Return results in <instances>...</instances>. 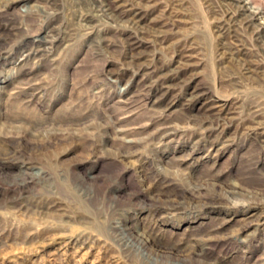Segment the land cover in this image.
Masks as SVG:
<instances>
[{
    "label": "rangeland",
    "instance_id": "374dc122",
    "mask_svg": "<svg viewBox=\"0 0 264 264\" xmlns=\"http://www.w3.org/2000/svg\"><path fill=\"white\" fill-rule=\"evenodd\" d=\"M82 1L0 0V264H264V30L233 0Z\"/></svg>",
    "mask_w": 264,
    "mask_h": 264
},
{
    "label": "bare ground",
    "instance_id": "6f19581e",
    "mask_svg": "<svg viewBox=\"0 0 264 264\" xmlns=\"http://www.w3.org/2000/svg\"><path fill=\"white\" fill-rule=\"evenodd\" d=\"M51 1V0H50ZM76 1V0H75ZM82 1V0H81ZM90 1H92L91 3H93L94 4V7L93 8H95V9H98V10H101V11H103L108 17H110L109 15H113V13L112 12H114L115 11V13L117 12L118 14H120V15H124V14H126L125 12H126V10H125V8H121L120 7V5H117V4H119V3H117V0H90ZM233 1H235V8L233 9V10H231L229 13H230V16L229 17H231V20H234L235 22H237V24H239V25H253V27H254V29H255V31H256V33L258 34V33H260V32H263L262 30H264V20L261 22L260 20H258V21H260L261 23H258V21H257V19H259L260 17H262L263 16V11L262 10H256L255 8L253 9V8H251V6H249L248 5V3L246 2V1H244V0H233ZM36 2V1H35ZM42 2V1H41ZM40 2V3H41ZM78 2V1H77ZM83 2V1H82ZM228 2V1H227ZM37 3V2H36ZM81 3V2H80ZM229 3V2H228ZM232 3V2H231ZM38 4V3H37ZM35 5V4H34ZM47 5V4H46ZM33 6V5H32ZM36 6V5H35ZM48 6V5H47ZM54 6V5H53ZM93 6V5H92ZM91 6V7H92ZM254 6V5H253ZM50 7H52V6H50ZM49 7V8H50ZM84 7H87V6H84ZM233 7V6H232ZM256 7V6H255ZM43 8H44V6H43ZM34 9V8H33ZM45 9V8H44ZM88 9V8H87ZM86 9V10H87ZM33 11V10H32ZM97 11V10H96ZM229 11V10H228ZM51 12V11H50ZM100 12V11H99ZM228 13V14H229ZM45 14V13H44ZM50 15V14H49ZM57 15V14H56ZM55 15V16H56ZM98 15V14H97ZM83 16V15H82ZM100 16V15H99ZM113 16H115V15H113ZM112 16V17H113ZM118 16V15H117ZM92 17H94V15L92 14V13H88V16L87 17H85V21H87V22H89V21H91V18ZM124 17V16H123ZM111 18V17H110ZM118 18V17H117ZM132 18V17H131ZM127 19H130V18H127ZM134 19H136V18H134ZM98 20V19H97ZM114 20V19H113ZM57 21V20H56ZM55 21V22H56ZM124 21V20H123ZM128 21V20H127ZM136 21V20H135ZM138 21V20H137ZM230 21V20H229ZM86 22V23H87ZM132 22V21H131ZM48 23V22H47ZM58 23H60V22H58ZM82 23H84V22H82ZM86 23L84 24V25H86ZM57 24V23H56ZM137 24H138V22H137ZM47 25V24H46ZM132 25V24H131ZM133 25H135L134 23H133ZM142 25V24H141ZM225 25V24H224ZM58 26V25H57ZM87 26V25H86ZM90 26V25H89ZM94 26V25H93ZM138 26H139V24H138ZM233 26V25H232ZM48 27V26H47ZM53 27V26H52ZM52 27H48V28H52ZM55 27V26H54ZM135 27V26H134ZM249 27V26H248ZM156 29V28H155ZM162 29V28H161ZM154 30V29H153ZM158 30V29H157ZM7 31V30H6ZM12 31V30H11ZM50 31V30H49ZM159 31V30H158ZM162 32H163V30H161ZM253 31V30H252ZM87 32V31H86ZM95 32V31H94ZM6 33V32H5ZM230 33V32H229ZM4 34V33H3ZM48 34H49V32H48ZM53 34V33H52ZM159 34H161L160 32H159ZM158 34V35H159ZM232 34H234L235 35V33H232ZM261 34V33H260ZM264 34V33H263ZM263 34L261 35V36H263ZM46 35V34H45ZM58 35H60V34H58ZM129 35V34H128ZM27 36V35H26ZM40 36V35H39ZM47 36V35H46ZM54 36V35H53ZM93 36V35H92ZM127 36V35H126ZM35 37V36H34ZM44 37V36H43ZM51 37V36H50ZM62 37V36H61ZM128 37V36H127ZM58 38V37H57ZM63 38V37H62ZM141 38V37H140ZM260 38H263V37H260ZM49 39V38H48ZM53 39V38H52ZM235 40V39H234ZM43 40L41 39V38H28V39H24L23 40V42L19 45L20 47V49L21 50H24V51H26L25 53H24V55H29L30 53H34V49L32 48L33 46H35V52H37L38 50L39 51H43L44 49L43 48H41L40 47V45L43 43L42 42ZM233 42V41H232ZM53 43V42H52ZM131 43H135V44H137L138 45V43H139V41H135V40H132L131 41ZM223 43V42H222ZM140 44V43H139ZM234 44H235V42H234ZM42 46V45H41ZM135 46V45H134ZM233 46V45H232ZM237 46V45H236ZM2 47V46H1ZM140 47V46H139ZM47 48V47H46ZM131 48V47H130ZM50 49V48H49ZM48 50V49H47ZM130 50V49H129ZM137 50V49H136ZM233 50H234V48H233ZM17 51V50H16ZM229 51V50H228ZM232 51V50H231ZM44 52V51H43ZM42 52V53H43ZM135 52V51H134ZM137 52V51H136ZM227 52V51H226ZM6 53V52H5ZM12 53V52H11ZM40 53V52H39ZM47 53V52H46ZM137 53H139L140 54V52H137ZM137 53L135 54V56L137 55ZM228 53V52H227ZM131 54H133V53H130V55ZM183 54V53H182ZM234 54V53H233ZM241 54V53H240ZM31 55V54H30ZM44 55H45V53H44ZM134 55V54H133ZM23 56V55H22ZM21 56V57H22ZM139 56V55H138ZM239 56V55H238ZM134 62V61H133ZM140 63V62H139ZM137 64V63H136ZM174 66V65H173ZM138 67V66H137ZM170 67V66H169ZM175 67H177L176 65H175ZM153 68V67H152ZM161 68V67H160ZM159 68V69H160ZM164 68V67H163ZM179 69V68H178ZM183 69V68H182ZM151 69H149V71H150ZM153 70V69H152ZM156 70V69H155ZM158 70V69H157ZM171 71V70H170ZM146 72V71H145ZM159 72H160V70H159ZM168 72V71H167ZM182 72V71H181ZM150 73V72H149ZM152 73V72H151ZM150 73V74H151ZM164 73H166V72H164ZM170 74V73H169ZM160 75V74H159ZM145 77V76H144ZM159 77V76H158ZM162 78V77H161ZM165 78V77H164ZM184 79V78H183ZM153 80V79H152ZM155 80V79H154ZM161 80V79H160ZM163 80V79H162ZM170 80V79H169ZM181 81H183V80H181ZM175 82V81H174ZM149 84H150V82H149ZM167 84V83H166ZM165 84V85H166ZM176 84V83H175ZM139 85V84H138ZM143 85V84H142ZM162 84H160V82L159 83H157L156 84V87H157V89H158V87L159 86H161ZM178 85V84H177ZM167 86V85H166ZM151 87V86H150ZM165 87V86H164ZM170 87V86H169ZM172 87V86H171ZM173 87H174V85H173ZM141 88V87H140ZM148 88H149V86H148ZM196 88V87H195ZM138 89V88H137ZM145 89V88H144ZM166 89V88H165ZM164 90V89H163ZM194 90V89H193ZM159 91V90H158ZM165 91V90H164ZM192 91V90H191ZM204 91V90H203ZM148 91L146 90V93H147ZM154 93V92H153ZM198 93V92H197ZM196 93V94H197ZM201 93V92H200ZM139 94V93H138ZM137 94V95H138ZM191 94V93H190ZM190 94L188 95L189 97H190ZM147 95V94H146ZM154 95V94H153ZM161 95V94H160ZM163 95V94H162ZM171 95V94H170ZM136 96V95H135ZM156 96H158L159 97V95H156ZM192 96V95H191ZM155 97V96H154ZM163 97V96H162ZM171 97V96H170ZM197 97V96H196ZM168 99H170V98H168ZM167 99V100H168ZM155 100V99H154ZM171 100V99H170ZM207 100V99H206ZM205 100V101H206ZM166 101V100H165ZM183 101V100H182ZM210 101V100H209ZM178 102V101H177ZM184 102V101H183ZM189 102V101H188ZM204 102V101H203ZM185 103V102H184ZM223 103V102H222ZM221 103V104H222ZM165 104H166V102H165ZM213 104V103H212ZM151 105H153V104H151ZM202 105V104H201ZM208 105V104H207ZM214 105H216V104H214ZM166 106H168V105H166ZM165 106V107H166ZM212 106V105H211ZM219 106V105H218ZM153 107V106H152ZM157 107H159V106H157ZM161 107H163V106H161ZM180 108H181V106H179ZM222 107V106H221ZM247 107V106H246ZM255 107V106H254ZM218 108V107H217ZM186 109V108H185ZM185 111V110H184ZM208 111V110H207ZM218 111H219V109H218ZM256 111V110H255ZM216 111H214V113H215ZM225 112H227V111H225ZM213 113V114H214ZM203 114H204V112H203ZM220 114V113H219ZM234 114V113H233ZM208 115H209V113H208ZM247 115V114H246ZM194 116V115H193ZM212 116H214V115H212ZM223 116V115H222ZM253 116V115H252ZM230 117H232L231 115H230ZM246 117H248V116H246ZM227 118V117H226ZM229 119V117L227 118V120ZM244 119V118H243ZM246 119V118H245ZM212 120H213V118H212ZM224 120H226V119H224ZM232 120H234V119H232ZM231 120V121H232ZM254 120V119H253ZM256 120V119H255ZM230 121V120H229ZM171 122V121H170ZM219 122V121H218ZM258 122V121H257ZM229 124V123H228ZM226 125H227V123H226ZM248 125V124H247ZM247 125H246V127H247ZM216 125H214V127H215ZM220 126H223V125H220ZM252 127V126H251ZM257 129V128H256ZM262 129V128H261ZM163 131V130H162ZM222 131H223V129H222ZM154 132V131H153ZM253 132V131H252ZM255 132V131H254ZM259 132V131H258ZM261 132V131H260ZM218 133V132H217ZM250 133V132H249ZM214 135V134H213ZM125 136V135H124ZM123 136V137H124ZM209 136V135H208ZM212 137V136H211ZM263 137V136H262ZM122 138V137H121ZM255 138H256V136H255ZM123 139V138H122ZM126 140V139H125ZM24 199V198H23ZM247 212V211H246ZM249 215V214H248ZM255 218V217H254ZM122 224V223H121ZM121 226V225H120ZM132 226V225H131ZM126 228V227H125ZM129 228V227H128ZM128 228H126V230H127V233L126 234H124L123 232H121L120 234H119V236H114L120 243H121V245H126V240H129L128 238H130V239H132V241H133V239H134V241L135 240H138L139 242L141 241V245H142V248H144V247H147L148 246V241H147V239H144L143 237L141 238V236H138L137 234H135L133 231H131V230H129ZM135 229V228H134ZM126 230H124V231H126ZM55 232V231H54ZM27 233V232H26ZM29 233V232H28ZM51 233V232H50ZM140 233V232H139ZM143 234H144V232H142ZM28 235V234H27ZM38 235V234H37ZM146 236H147V234H145ZM144 235V236H145ZM5 236V235H4ZM78 236V235H77ZM84 236V235H83ZM24 237V236H23ZM28 237V236H27ZM29 237H30V235H29ZM36 237V236H35ZM3 238V237H2ZM7 238V237H6ZM43 238V237H42ZM30 239V238H29ZM33 239V238H32ZM207 239V238H206ZM2 240V239H1ZM31 240V239H30ZM3 241V240H2ZM84 242V241H83ZM17 243H18V241H17ZM119 243V244H120ZM138 243V242H137ZM1 244V243H0ZM3 244V243H2ZM16 244V243H15ZM118 244V243H117ZM201 244V243H200ZM199 244V245H200ZM262 244H264V243H262ZM127 245H128V247H126V248H129L130 246H131V244H128L127 243ZM210 245V244H209ZM132 247V246H131ZM130 247V248H131ZM150 248V247H149ZM132 249V248H131ZM135 249V248H134ZM203 249H205V248H203ZM127 250V249H126ZM139 250V249H138ZM144 250H146V249H144ZM201 251V250H200ZM139 252V251H138ZM145 252V251H144ZM205 252V251H204ZM203 253V252H202ZM199 254H201V252H199ZM128 255V254H127ZM136 255V254H135ZM202 256V255H201ZM200 258V257H199ZM145 259V258H144ZM201 260V259H200ZM144 262V261H143Z\"/></svg>",
    "mask_w": 264,
    "mask_h": 264
}]
</instances>
